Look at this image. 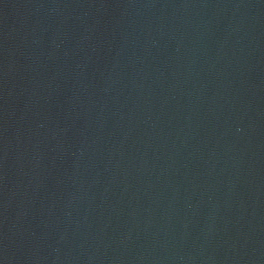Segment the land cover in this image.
Returning <instances> with one entry per match:
<instances>
[{"label": "water", "instance_id": "water-1", "mask_svg": "<svg viewBox=\"0 0 264 264\" xmlns=\"http://www.w3.org/2000/svg\"><path fill=\"white\" fill-rule=\"evenodd\" d=\"M0 264H264V0H0Z\"/></svg>", "mask_w": 264, "mask_h": 264}]
</instances>
